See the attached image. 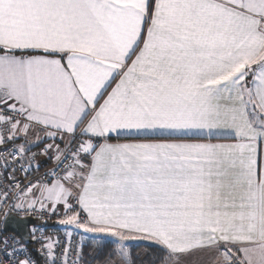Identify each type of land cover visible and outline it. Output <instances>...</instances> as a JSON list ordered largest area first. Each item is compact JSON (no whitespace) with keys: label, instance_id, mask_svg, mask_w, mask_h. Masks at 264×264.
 Returning <instances> with one entry per match:
<instances>
[{"label":"snow or ice","instance_id":"6c2138e0","mask_svg":"<svg viewBox=\"0 0 264 264\" xmlns=\"http://www.w3.org/2000/svg\"><path fill=\"white\" fill-rule=\"evenodd\" d=\"M0 264H264V0H0Z\"/></svg>","mask_w":264,"mask_h":264}]
</instances>
